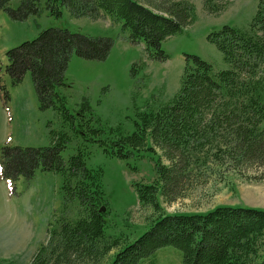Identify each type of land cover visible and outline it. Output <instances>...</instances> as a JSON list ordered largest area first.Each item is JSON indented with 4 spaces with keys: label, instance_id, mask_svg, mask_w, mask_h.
<instances>
[{
    "label": "trees",
    "instance_id": "trees-1",
    "mask_svg": "<svg viewBox=\"0 0 264 264\" xmlns=\"http://www.w3.org/2000/svg\"><path fill=\"white\" fill-rule=\"evenodd\" d=\"M12 1L0 0V10L16 20L41 12L37 0H23L18 9L11 8ZM56 1L54 13L60 15L64 6L76 18L108 17L131 43L144 45L148 56L158 61L169 59L163 42L196 21L195 7L188 2L172 4L166 16L139 0ZM211 3L205 1L211 13L222 10ZM209 41L223 54L227 69L218 71L198 56H186L179 91L169 102L141 113L142 122L135 123L133 133L120 125L104 126L87 104L72 113L60 91L73 54L105 60L113 48L111 38L49 28L7 52L13 84L31 72L41 109L53 110L61 124V131H51L49 147L6 146L1 152L5 181L29 179L40 168L62 177V214L55 216L47 243L31 264H153L157 252L167 247L182 253L183 264H264V209L218 206L204 213L167 214L162 208V201L186 197L189 184L214 167H264V0L248 25H226ZM75 141L76 153L66 160L63 153ZM89 146L120 160L160 150L169 161L164 164L159 156L156 180L134 185L140 206L153 210L155 217L130 243L107 234L104 171L88 168ZM72 207H77L75 219H69Z\"/></svg>",
    "mask_w": 264,
    "mask_h": 264
},
{
    "label": "rangeland",
    "instance_id": "rangeland-1",
    "mask_svg": "<svg viewBox=\"0 0 264 264\" xmlns=\"http://www.w3.org/2000/svg\"><path fill=\"white\" fill-rule=\"evenodd\" d=\"M40 14L16 20L0 10V158L4 147L43 148L51 145V131H61L53 110H42L31 72L18 85L7 73V52L23 42L36 39L49 28L68 29L89 37H109L113 48L105 60H88L73 54L66 72V85L60 88L67 107L79 112L83 104L100 118L104 126L120 125L133 133L135 123H141V113L161 106L179 91L186 56H198L216 70L227 69L223 54L209 41L212 33L224 26L245 27L253 19L260 0H211L222 9L211 13L206 0H139L156 12L165 11L174 3L188 2L195 7L196 21L180 33L163 42L169 59L152 60L142 44L131 43L128 34L108 17L97 20L76 18L64 7L54 13L56 0H37ZM23 0H13L18 9ZM162 9H158V8ZM142 65L144 69H142ZM135 69V71H134ZM92 111V112H91ZM108 131V130H106ZM76 142L63 153L67 160L76 153ZM88 168L101 167L104 188L109 200L107 234L130 243L139 238L155 217L153 210L142 208L134 185L156 180L155 161H169L162 151L157 155L145 152L143 158L120 160L108 156L97 146L87 148ZM1 173V168H0ZM62 177L36 169L33 177H21L15 183L5 181L0 174V262L31 264L42 244L48 241V231L60 217L64 207ZM218 206H242L264 209V167L234 169L214 167L194 179L186 197L173 203L162 201L167 214L204 213ZM69 219L77 216V207L69 211ZM113 255V253H112ZM153 264H183L182 253L173 247L157 252Z\"/></svg>",
    "mask_w": 264,
    "mask_h": 264
}]
</instances>
